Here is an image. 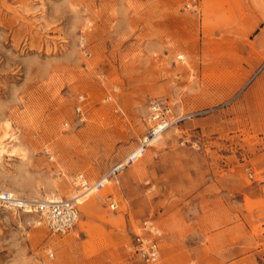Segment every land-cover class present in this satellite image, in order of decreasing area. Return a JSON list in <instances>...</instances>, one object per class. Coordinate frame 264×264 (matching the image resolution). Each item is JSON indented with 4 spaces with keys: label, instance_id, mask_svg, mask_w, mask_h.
Segmentation results:
<instances>
[{
    "label": "rangeland",
    "instance_id": "374dc122",
    "mask_svg": "<svg viewBox=\"0 0 264 264\" xmlns=\"http://www.w3.org/2000/svg\"><path fill=\"white\" fill-rule=\"evenodd\" d=\"M185 2L0 0V135L22 149L0 190L80 194L140 145L151 100L171 106L67 234L0 208V264H141L145 221L162 264H264V0Z\"/></svg>",
    "mask_w": 264,
    "mask_h": 264
},
{
    "label": "built area",
    "instance_id": "2783aa9c",
    "mask_svg": "<svg viewBox=\"0 0 264 264\" xmlns=\"http://www.w3.org/2000/svg\"><path fill=\"white\" fill-rule=\"evenodd\" d=\"M185 6L187 8H195L197 6L196 0H186ZM171 111V106L168 100L164 98H155L150 102V111L147 116V122L151 123L147 135L143 137L140 145L135 148L130 154L120 163L113 166L108 172H106L101 179L94 184L88 186L86 182L80 183V187L84 190L86 188L95 187L99 189L104 185L105 180H109L113 175L119 173L129 164L137 161L141 158L146 148L148 147L149 137L153 136L160 127L169 124L168 115ZM248 176L252 177L251 172H248ZM79 178L81 176H78ZM75 178V180L78 179ZM75 194H72V197ZM19 198L12 196L8 191H3L0 194V208L7 210H16L17 212L34 214L38 216V221L43 223L44 226L51 234H67L70 232L77 223L78 220V203L75 198L61 199L56 202H20ZM110 206L114 208L116 206L114 201H111ZM145 230L144 234H135V251L141 261V264H162L159 243L158 232L151 221H145L143 223ZM52 253L49 252L48 256L52 257Z\"/></svg>",
    "mask_w": 264,
    "mask_h": 264
},
{
    "label": "bare ground",
    "instance_id": "6f19581e",
    "mask_svg": "<svg viewBox=\"0 0 264 264\" xmlns=\"http://www.w3.org/2000/svg\"><path fill=\"white\" fill-rule=\"evenodd\" d=\"M181 58V57H179ZM163 126L160 127L157 132L149 137L146 141H148V145H153L156 142H158V140L161 138V133L163 130H165V128L167 127ZM1 130H2V134L0 135V158L2 157V155H9V156H13L15 154H18L19 152H21L22 149H20V147L18 146L20 143L19 137H18V133L17 130L12 131V123L9 120H4L1 123ZM1 160V159H0ZM104 185H108L110 184V180H105ZM103 185V186H104ZM54 189V190H53ZM50 194L45 195L44 197H42L41 199L39 198H28V197H23V196H18L14 193H12V196H16L17 198H19V200H21L20 202L22 203H26L28 201H33V202H37V201H42V202H56V201H60L61 198H57L55 197V195L53 194V191H57L56 187L54 186V188L50 189ZM97 189L95 187H90V188H86L82 193L80 194H76L75 192H73L75 195L73 197L70 198H75L76 201L78 202V200L82 197L88 196L91 193H94ZM3 191H7V190H0V194ZM9 192V191H8ZM10 193V192H9ZM11 212L17 213L16 210L11 209ZM26 214V213H24ZM37 225H40L41 223L39 221H36Z\"/></svg>",
    "mask_w": 264,
    "mask_h": 264
}]
</instances>
